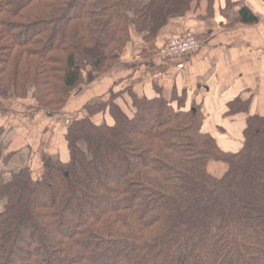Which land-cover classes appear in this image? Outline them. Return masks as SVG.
<instances>
[{"label":"trees","instance_id":"16d2710c","mask_svg":"<svg viewBox=\"0 0 264 264\" xmlns=\"http://www.w3.org/2000/svg\"><path fill=\"white\" fill-rule=\"evenodd\" d=\"M191 2L0 0V97L54 114L85 72L108 70L133 34L152 46ZM117 94L67 124L66 162L0 169V264H264V115L226 153L182 96L132 95L127 114ZM104 113L111 124L93 121ZM11 156L0 144V163Z\"/></svg>","mask_w":264,"mask_h":264},{"label":"crops","instance_id":"0c3cea01","mask_svg":"<svg viewBox=\"0 0 264 264\" xmlns=\"http://www.w3.org/2000/svg\"><path fill=\"white\" fill-rule=\"evenodd\" d=\"M246 9L255 19L244 21ZM191 31L200 41L190 54L164 58L157 50L174 34ZM131 114L132 95L148 99L182 98V108H199L202 131L226 153L242 147L246 118L264 115V0H192L183 17L172 16L148 46L133 34L118 62L104 74L75 90L64 107L51 114L31 98L0 97V144L12 156L0 163L5 171L29 167L38 175L44 160L63 146V132L84 106L109 99ZM242 110H237L240 107ZM231 109V111H229ZM93 121L112 123L108 113ZM66 162V159H63ZM227 169L210 161L208 172L220 177Z\"/></svg>","mask_w":264,"mask_h":264},{"label":"built area","instance_id":"2783aa9c","mask_svg":"<svg viewBox=\"0 0 264 264\" xmlns=\"http://www.w3.org/2000/svg\"><path fill=\"white\" fill-rule=\"evenodd\" d=\"M200 45V41L191 32L173 36L158 48V55L169 58L177 55L190 54Z\"/></svg>","mask_w":264,"mask_h":264},{"label":"rangeland","instance_id":"374dc122","mask_svg":"<svg viewBox=\"0 0 264 264\" xmlns=\"http://www.w3.org/2000/svg\"><path fill=\"white\" fill-rule=\"evenodd\" d=\"M184 32H191V31H189V30H184L183 32H181V33H179V34H174V35H172V36H170L169 38H171V37H173V36H176V35H180V34H183ZM192 33V32H191ZM195 36V35H194ZM168 38V39H169ZM128 44V43H127ZM127 44L125 45V47L127 46ZM125 49V48H124ZM124 51V50H123ZM123 53V52H122ZM107 71V70H106ZM106 71H104V72H101V73H84V82H83V84H82V86L79 88V89H81L82 87H84V86H86V85H88V83H90L91 81H94V80H96V79H98L100 76H101V74L103 73H105ZM79 89H78V91H79ZM77 91V90H76ZM75 91H73V93H74ZM2 98H6V97H2ZM105 122V121H104ZM64 133V132H63ZM62 136H63V134H62ZM63 146H60L58 149V153H56L55 155H53L52 157H48V158H50L52 161H54V162H57V161H60V162H62V161H64L63 159H66V156L68 157V149H67V146H66V144H65V141H64V139H63ZM5 151H6V149H5ZM0 169L3 171V169L1 168V166H0ZM13 170H18V168H14ZM5 171V170H4ZM41 171H42V169H41ZM41 171H39V173H38V175L41 173ZM8 172L9 171H5V175H7L8 176ZM37 176V175H36Z\"/></svg>","mask_w":264,"mask_h":264}]
</instances>
